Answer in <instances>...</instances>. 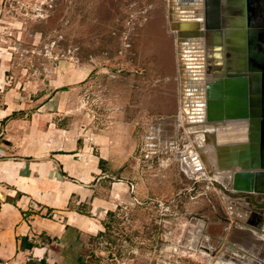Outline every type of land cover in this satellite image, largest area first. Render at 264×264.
<instances>
[{
    "label": "rangeland",
    "instance_id": "rangeland-1",
    "mask_svg": "<svg viewBox=\"0 0 264 264\" xmlns=\"http://www.w3.org/2000/svg\"><path fill=\"white\" fill-rule=\"evenodd\" d=\"M168 1L0 0L4 89L44 98L51 83L78 70L84 83L72 102L91 141L118 118L134 125L133 199L103 219L83 264H264V234L228 205H245L244 197L183 167L193 132L179 121L182 76ZM205 152L218 171L213 146ZM220 172L226 187L228 172Z\"/></svg>",
    "mask_w": 264,
    "mask_h": 264
},
{
    "label": "crops",
    "instance_id": "crops-1",
    "mask_svg": "<svg viewBox=\"0 0 264 264\" xmlns=\"http://www.w3.org/2000/svg\"><path fill=\"white\" fill-rule=\"evenodd\" d=\"M78 73L32 99L4 89L0 71V264H82L103 219L133 199L134 125L118 118L91 141L72 102Z\"/></svg>",
    "mask_w": 264,
    "mask_h": 264
},
{
    "label": "water",
    "instance_id": "water-1",
    "mask_svg": "<svg viewBox=\"0 0 264 264\" xmlns=\"http://www.w3.org/2000/svg\"><path fill=\"white\" fill-rule=\"evenodd\" d=\"M233 8L241 17L228 18ZM167 18L182 76L180 112L197 126L247 121L244 141L219 144L206 130L197 151L211 175L215 169L205 148L213 146L217 169L228 172L229 185L213 181L228 194L244 195L237 220L264 234V206L252 202L253 195H264V0H169ZM190 91L198 95L193 104Z\"/></svg>",
    "mask_w": 264,
    "mask_h": 264
},
{
    "label": "bare ground",
    "instance_id": "bare-ground-1",
    "mask_svg": "<svg viewBox=\"0 0 264 264\" xmlns=\"http://www.w3.org/2000/svg\"><path fill=\"white\" fill-rule=\"evenodd\" d=\"M185 16H187V15H185ZM188 16H190V15H188ZM200 51H201V54L203 55L202 50H200ZM189 54H190V56L194 55L193 53H189ZM189 63L193 64V63H197V62L195 60H191L190 59ZM194 67H196V66H194ZM191 69H193V66H192ZM193 71H195V69H193ZM196 93H197V91H196ZM190 97H194L193 94ZM195 97H198V95L195 96ZM194 98H193V100L189 101L190 103L192 102L191 104H193ZM192 115L193 114H191V116ZM190 118L191 117H189L188 115L180 113V118H179L180 124H183L184 126H187V127L190 126V131L193 132V137H191L189 139L190 140L189 143L192 144V145H188V148L186 149L187 152L185 154L181 155V161L184 164L183 167H185V170H186V172L189 175L193 176V175H201V174H205L206 173V175L209 177V179L216 180V181L221 183L223 181L222 180L223 177H226L227 174H224L223 172L215 170V172H213L210 175L209 171L206 169V165L203 164V162L199 158L197 147H201L202 148L204 146V139H205L204 132L206 130L216 134L217 141H218L219 144H228V143H230V142H226V141H236V142L244 141L245 140V136H246L245 134H246V128H247V121H245V120L229 121L226 124H222V125H218V126L199 125V126H203V127H199V126H197V124H195V122L191 121ZM238 127H241L242 131L238 132L237 131ZM228 129H229V131L232 132V135L224 134V132L226 130H228ZM225 173H227V172H225ZM230 207H231L230 210H232L233 215L236 218L238 217V219H240V218L243 217V215L239 212L240 208L239 209L237 208L238 206L236 207L234 205H230ZM215 264H236V263L234 261L230 262V261H226V260H222V259H217L215 261Z\"/></svg>",
    "mask_w": 264,
    "mask_h": 264
},
{
    "label": "flooded vegetation",
    "instance_id": "flooded-vegetation-1",
    "mask_svg": "<svg viewBox=\"0 0 264 264\" xmlns=\"http://www.w3.org/2000/svg\"><path fill=\"white\" fill-rule=\"evenodd\" d=\"M239 195H241V196H243L244 197V195L242 194V193H240ZM258 198H257V196L256 195H253L252 196V202L253 203H255L256 205H258V204H260V206H264V200L263 199H261V198H259L258 200H257ZM259 206V205H258ZM255 212V209L253 210H251V212ZM251 218V217H250ZM254 221H257L256 219H253ZM254 225H255V223H254Z\"/></svg>",
    "mask_w": 264,
    "mask_h": 264
},
{
    "label": "trees",
    "instance_id": "trees-1",
    "mask_svg": "<svg viewBox=\"0 0 264 264\" xmlns=\"http://www.w3.org/2000/svg\"><path fill=\"white\" fill-rule=\"evenodd\" d=\"M82 264H83V260H82Z\"/></svg>",
    "mask_w": 264,
    "mask_h": 264
}]
</instances>
